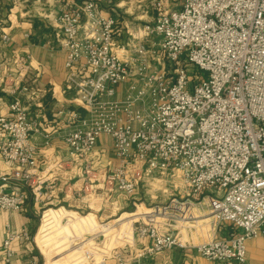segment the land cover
<instances>
[{
  "label": "built area",
  "instance_id": "obj_1",
  "mask_svg": "<svg viewBox=\"0 0 264 264\" xmlns=\"http://www.w3.org/2000/svg\"><path fill=\"white\" fill-rule=\"evenodd\" d=\"M111 4L66 0L53 19L65 88L77 104L65 110L61 138L82 167L81 190L103 183L137 205L140 184L170 172L181 174L188 193L135 220L134 232L150 244L130 258L126 245L113 249L97 264H148L173 248L195 249L210 264H245L247 242L264 237V0H149L154 19L145 31L159 42H136L124 57ZM9 106L12 115L0 116V155L21 169L13 178L42 210L57 180L37 179L39 125L31 110L19 97ZM102 135L119 160L103 179L91 160ZM44 138L49 145L53 135ZM25 201L22 189L0 187V211L19 212ZM7 229L0 264L12 262L15 241L32 240L27 228Z\"/></svg>",
  "mask_w": 264,
  "mask_h": 264
},
{
  "label": "crops",
  "instance_id": "obj_2",
  "mask_svg": "<svg viewBox=\"0 0 264 264\" xmlns=\"http://www.w3.org/2000/svg\"><path fill=\"white\" fill-rule=\"evenodd\" d=\"M144 1L131 0L133 5H137L139 15L141 11L145 12ZM65 3L66 0H20L19 3L14 4L13 0H0V116L12 115L9 105L15 97L21 98L31 110L39 125V131L33 136L38 147L37 162L40 172L37 179L40 181L57 180L58 189L54 192L53 200L45 208L49 205L61 206L45 210L38 230L37 220L41 204L37 202L31 188L25 186L22 180L16 181L13 178L21 172V169L15 164L7 163L0 155V187L2 186L5 191L9 192L22 189L26 193L23 210L19 212L0 211V261L5 256L3 244L8 237V224L16 232L27 228L32 236L31 241L21 239L14 242L16 255L10 264H44L42 256L34 245V232L37 230L36 243L42 250L47 264H50L51 256L48 248H51L49 240L52 229L56 224L60 226V221L64 217L74 220L78 215V212L67 210L65 206L74 210L89 209L88 214L78 215L79 221L88 226L98 225L100 229L107 231L114 224L112 221L99 223L95 212L99 210L93 209L92 202L76 198L82 191L81 180H78L82 167L78 160L70 157L69 149L61 138L68 123L65 110L77 107L76 103L71 102L65 88V53L60 48L53 23L54 16ZM126 3V0H112L111 4L118 19L116 49L123 57L129 54L128 50L131 49L129 46L136 42H159L158 38L146 35L145 25L141 27L140 24L136 25L126 20L124 16ZM147 7L149 8V2ZM149 9L152 12L151 24H153L154 13L151 8ZM143 17L144 15L138 16L139 19ZM5 34L9 36L8 40L3 39ZM120 45L127 47L126 52L119 48ZM127 85L118 86L119 97L125 93ZM45 133L53 135L49 145L46 144ZM91 160L100 178L103 179L108 172H113L119 165V160L113 151L111 137L107 135L100 137L95 151L91 154ZM8 175L12 179L9 182L3 181V177ZM108 191L111 190L108 189ZM115 192L124 193L117 190ZM120 201L110 202V205L104 206V210L107 207L116 210V205L120 204ZM121 205L122 202L119 208ZM140 215L142 214L139 210L135 213H124L117 221L126 220L124 216L138 217ZM133 239L125 251L127 258L132 257L140 247L152 242L149 239L139 238L137 234ZM62 245H64V250L61 248L57 252L54 251V261L57 264H69V262L66 263L68 259L66 256L72 255L73 251L66 255L69 251H66L64 243ZM247 248L248 256L245 264H264V237L250 239L247 242ZM112 262L114 260L111 259L110 263ZM148 264H210V262L195 249L173 248L149 257ZM219 264L238 263L233 261Z\"/></svg>",
  "mask_w": 264,
  "mask_h": 264
},
{
  "label": "rangeland",
  "instance_id": "obj_3",
  "mask_svg": "<svg viewBox=\"0 0 264 264\" xmlns=\"http://www.w3.org/2000/svg\"><path fill=\"white\" fill-rule=\"evenodd\" d=\"M126 1L127 3L124 7V9L126 10V13H124L126 20L131 23H135L136 25L140 24L141 27L144 25H151L152 12L147 7L149 0L148 2L146 0L144 1L143 5L145 6H143V9L145 12L141 11L140 15L137 13V5H133L131 0ZM182 1L183 0H180V4L182 3ZM141 15H144V17L139 19L138 16ZM200 73L201 77L206 75L205 72ZM155 178L156 179L154 180L146 179L140 184L138 191L134 196L138 199L137 205L133 204V197L127 196L124 193H112L111 191H108L107 185L103 186V184H100L101 188H103L100 189L95 184L88 183V188H83L82 191L79 192L80 195L76 198H81L84 199V201L89 200V202H92V204L94 205L93 209L96 208L97 210H99L95 211L97 213L96 218L99 223L103 224L112 221L114 224L111 229L107 231H103L98 225L96 227L88 226L86 223L79 221L80 219L78 215L88 214L90 212L89 209L86 208L81 210H74L71 207L65 206L67 210L74 211L76 213L78 212V215L74 220H68L66 217H64L60 221V226L59 224H56L52 229L50 235L51 237L49 240L51 244L50 247H54L57 249L48 248V253L51 256L50 264H57L53 258L54 251L57 252L61 250V248H63L64 246L62 245V243L66 245V251H69L66 255L73 251L72 255L66 256L68 258L66 263L69 262V264H97L101 261L102 257L105 254H108L111 250L123 247L125 245L128 246V244H131L133 242V238L136 234V232H134V224H136L137 226V222H135V219L145 217L147 213L154 212L149 209L157 204L166 205L171 202L173 198L179 199L187 197L188 188L186 187L180 173H156ZM113 201H120V204L122 202V208H119L120 204H117L116 210H113L111 207H107L106 210H104V206L110 205V202L112 203ZM60 207L61 206L59 205H49L47 208L42 209L38 213V230L45 210L49 208ZM138 210L142 215L138 217L124 216L126 220H124L123 222L117 221L124 213H135ZM38 230L34 232V245L42 256L44 264H47V260L43 255L42 250L36 243ZM62 250H64V248ZM88 252H94L95 256L93 258H90Z\"/></svg>",
  "mask_w": 264,
  "mask_h": 264
},
{
  "label": "bare ground",
  "instance_id": "obj_4",
  "mask_svg": "<svg viewBox=\"0 0 264 264\" xmlns=\"http://www.w3.org/2000/svg\"><path fill=\"white\" fill-rule=\"evenodd\" d=\"M46 254V253H45Z\"/></svg>",
  "mask_w": 264,
  "mask_h": 264
}]
</instances>
